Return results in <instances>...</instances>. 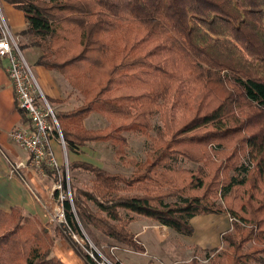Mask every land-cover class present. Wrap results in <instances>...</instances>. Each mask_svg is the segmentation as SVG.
Segmentation results:
<instances>
[{
	"label": "trees",
	"instance_id": "obj_1",
	"mask_svg": "<svg viewBox=\"0 0 264 264\" xmlns=\"http://www.w3.org/2000/svg\"><path fill=\"white\" fill-rule=\"evenodd\" d=\"M5 1L23 13L19 50L37 47L33 64L57 70L81 95L54 110L64 147L109 141L132 167L69 160L91 178L69 186L68 227L84 229L95 246L92 229L140 251L127 227L135 215L189 235L192 215L226 213L222 245L204 250L208 264H264V0ZM93 111L106 125L84 126ZM154 113L161 124L152 126ZM150 128L144 158L128 157L122 131ZM180 158L194 167L178 166ZM57 236L17 205L0 208V264H64L50 254ZM186 264H199L194 252Z\"/></svg>",
	"mask_w": 264,
	"mask_h": 264
},
{
	"label": "crops",
	"instance_id": "obj_2",
	"mask_svg": "<svg viewBox=\"0 0 264 264\" xmlns=\"http://www.w3.org/2000/svg\"><path fill=\"white\" fill-rule=\"evenodd\" d=\"M2 10L3 13L0 10V17L4 21L3 14L7 16L9 24L12 25L11 32L16 33L25 26L23 13L20 9L3 1ZM33 51L32 62L40 53V51ZM34 67L37 79L44 92L47 93V98L59 99L54 102L56 109L71 108L72 103L69 100L76 99V95L79 93L71 89L67 80L57 71L47 69L39 64H34ZM5 69V64L0 59V152L3 154V156L0 155V208L7 210L11 205H17L25 213L36 215L39 220L44 221L50 227L52 226L51 221L48 220L45 207H42L43 204L41 205L39 201L38 194H44L41 183L28 175V181L35 185L31 188L27 184V175H23V180L10 171V163L17 160L24 161L27 158V152L21 150L8 136L10 128L14 125L24 124L25 118L21 117L15 107L11 81H9ZM68 104H70L69 107ZM90 113L92 112L88 114ZM88 114L82 118L84 126L93 128L105 125V120L100 113L97 112L93 116H88ZM87 116L88 118H86ZM52 143L57 147V150H62L55 135H52L50 140V146L53 148ZM82 146L83 144L77 150H70V160L83 159L77 158L81 153L79 151ZM56 158L58 161H62L63 154ZM190 223L193 232L189 235H181L154 219L140 214L135 215L127 223V227L133 233L135 240L143 246V249L136 251L124 246H114L112 254L122 264H146L149 260L152 261V264H185L190 259L193 248H211L220 244V234L229 227V216L225 213L211 211L196 213L190 217ZM52 253L65 264H86L62 237H55Z\"/></svg>",
	"mask_w": 264,
	"mask_h": 264
},
{
	"label": "built area",
	"instance_id": "obj_3",
	"mask_svg": "<svg viewBox=\"0 0 264 264\" xmlns=\"http://www.w3.org/2000/svg\"><path fill=\"white\" fill-rule=\"evenodd\" d=\"M0 57L7 59L6 74L11 81L12 95L17 109L23 111L25 123L11 127L9 137L24 151L27 158L10 163V171L23 179V175H30L35 179L33 171L49 176V186H42L43 207H45L48 220L57 221L76 237L68 227L63 215L62 201L70 198L67 189V164L62 135H60L58 122L55 119L52 107L49 106L44 94L39 90L36 80L30 72L22 53L17 46L16 38L11 34L8 25L0 17ZM63 150V160L58 161L50 140L54 135ZM51 170L49 174L46 169ZM24 180V179H23ZM37 181V179H35ZM64 181V183H63ZM38 182V181H37ZM32 183V182H31ZM44 196V197H43ZM114 245L111 246V248ZM91 256V252H89ZM103 264V261H98Z\"/></svg>",
	"mask_w": 264,
	"mask_h": 264
},
{
	"label": "rangeland",
	"instance_id": "obj_4",
	"mask_svg": "<svg viewBox=\"0 0 264 264\" xmlns=\"http://www.w3.org/2000/svg\"><path fill=\"white\" fill-rule=\"evenodd\" d=\"M5 1V0H4ZM2 6H3V0H0V10L3 13L2 10ZM4 16V22L8 25L9 29H12V25L9 24L8 22V18L5 14H3ZM11 34L14 36V38H16L17 44L20 41H27V38L23 37L21 34L13 33L11 32ZM39 51V49L37 47H33L31 48L30 46H28V48H21L19 51L22 53V56L27 64V66L30 69V72L33 76V79L36 80V83L39 87V90L42 94H44L46 97L47 93L44 92V90L42 89L39 80L37 79V75L35 73V67L33 62L31 61V58L34 54V51ZM2 63H4L6 65V61L7 59L0 58ZM55 70V69H53ZM57 71V70H55ZM58 72V71H57ZM59 73V72H58ZM60 74V73H59ZM61 75V74H60ZM62 76V75H61ZM78 93V92H77ZM81 100V95H76V99H72L69 100L71 101L70 103H72V106L77 105L78 102H80ZM48 104L50 107H52L53 112L54 110H56L55 104L53 101H48ZM68 107L70 106V104L67 105ZM97 112H92L90 114H88V116H93V114H95ZM88 116L86 118H88ZM103 118V117H102ZM151 123L152 126L155 124H161L160 119L158 118V114L154 113L153 115H151ZM104 120V118H103ZM106 120H105V125H106ZM16 125H14L13 127H15ZM122 133L125 134L126 136V144L123 146L124 148V153L128 156V157H132L136 160H142L144 158V151L145 149L148 147L150 141H149V137L150 135H154L153 132V128H150V130L147 131V134H143L140 132H131V131H127V130H123ZM9 136V135H8ZM53 145V150L56 154V157H60V155L63 154L62 150H57L56 146ZM21 149V148H20ZM65 154H66V163L70 160L69 154H70V149L65 148ZM22 150V149H21ZM78 152V151H77ZM80 154H78L77 158H83V160H86L90 163L93 164H98V165H102L103 167L106 168V170H110V171H118V172H130L132 167L130 165H126V164H122L116 157L115 153H114V148L112 147V145L110 144V142L108 141H94V142H85L83 144V146L80 148ZM0 155L3 156V154L0 152ZM176 164L178 166L182 165L185 167H189V168H193L195 163H193L192 161L188 160V159H182L180 158V160H178L176 162ZM34 173V177L35 179H37L38 182L41 183V185H45V189H47V187L49 186L48 180L49 177L47 176H43L35 171H33ZM66 178H67V189L66 187L64 188V190H66V192H69V186L72 185H77V186H87L90 183V178H91V173L89 171H86L84 169H80V168H67V174H66ZM27 184L32 187H34L35 185H33L31 182L28 181L27 179ZM26 184V185H27ZM70 193V192H69ZM43 195V194H42ZM42 195L40 196V203L41 205L43 204V199L41 198ZM44 197V196H43ZM214 199L220 203H223L219 197L218 194H216V197H214ZM43 207V205H42ZM45 209V208H44ZM46 211V209H45ZM47 213V211H46ZM223 214V213H222ZM226 214V213H225ZM228 215V214H227ZM47 218H48V214H47ZM38 221H40L47 229H50L53 225H55L59 231V236L57 237H62L65 239V241L67 242V244L75 250V252L77 253L78 249L80 248L82 250V252H87L89 255V252H91V257L93 259H95V257L97 256L98 258H96V261H103V264H115L114 263V255L112 254V250L114 247L111 248L112 245L114 246H122L119 242L115 241V240H111L110 238H108L107 236H105L103 233L99 232L98 230L92 229V232L94 233L95 237L98 239V244L95 246L93 244V242L91 241V238L88 236V234H86V232L84 231V229L80 228V234L74 233L76 234V237L72 236V234L70 233V230L68 231L63 224H58L57 221H51L50 223L52 224V226L48 227L44 221H41L38 219ZM229 228V227H228ZM227 228V229H228ZM226 230V229H225ZM72 231V230H71ZM55 240V239H54ZM53 240V242H54ZM76 244L77 248L75 247V245L72 244ZM220 243V240H219ZM222 243H220L218 246H221ZM52 246L53 243L51 245V255H54L52 253ZM207 250V252L209 251L210 247H204V248H193L192 252L195 253L196 258H198V263L199 264H208L207 258H205L204 250ZM191 252V253H192ZM79 253V252H78ZM77 253V254H78ZM79 255V254H78ZM57 256V255H54ZM90 256V255H89ZM58 257V256H57ZM59 258V257H58ZM63 263V262H62ZM187 263V262H186ZM185 263V264H186ZM65 264V263H64Z\"/></svg>",
	"mask_w": 264,
	"mask_h": 264
}]
</instances>
